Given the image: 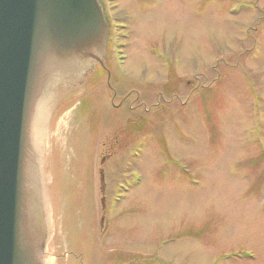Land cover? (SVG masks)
<instances>
[{
	"label": "rangeland",
	"instance_id": "374dc122",
	"mask_svg": "<svg viewBox=\"0 0 264 264\" xmlns=\"http://www.w3.org/2000/svg\"><path fill=\"white\" fill-rule=\"evenodd\" d=\"M99 1L109 72L46 97V260L264 264V0Z\"/></svg>",
	"mask_w": 264,
	"mask_h": 264
},
{
	"label": "water",
	"instance_id": "95a60500",
	"mask_svg": "<svg viewBox=\"0 0 264 264\" xmlns=\"http://www.w3.org/2000/svg\"><path fill=\"white\" fill-rule=\"evenodd\" d=\"M108 34L98 0H0V264H41L45 256L39 166L29 183L24 175L26 114L37 78L47 74L50 84L60 61L79 77L104 64Z\"/></svg>",
	"mask_w": 264,
	"mask_h": 264
},
{
	"label": "bare ground",
	"instance_id": "6f19581e",
	"mask_svg": "<svg viewBox=\"0 0 264 264\" xmlns=\"http://www.w3.org/2000/svg\"><path fill=\"white\" fill-rule=\"evenodd\" d=\"M106 53V51H105ZM61 65H53L51 72H55L53 76L51 77V83L49 84V89L47 88V83L49 81V77L47 74L45 76H40V78H37V81L35 83V92H34V99L32 98V101L30 103L31 109L26 114V125H25V132H24V161H26V169H24V175L28 178V183L30 179L33 177V171H35V168L37 165L38 159L42 158V148L44 146V142L46 139V132L44 129V121L47 114V102L50 100V96L46 98L51 92V90L57 85V83H60L66 79H69L73 76H76L77 78L70 79L71 82L76 81L79 78L80 72L76 69L69 68V65L67 61H60ZM104 64L97 63V67L103 66ZM62 68H66V70L70 69V71L73 73L72 76H67L62 72ZM76 70V71H75ZM106 69L103 71L105 74ZM107 74V72H106ZM42 75V73L40 74ZM40 181L43 183V178H40ZM31 186L33 183L30 184ZM42 215L45 219V222L47 223L48 217L46 212V204L43 205L42 203ZM46 250V249H45ZM45 252V251H44ZM46 255V253H45ZM41 264H52L49 260H46V256H42Z\"/></svg>",
	"mask_w": 264,
	"mask_h": 264
},
{
	"label": "flooded vegetation",
	"instance_id": "af4514ba",
	"mask_svg": "<svg viewBox=\"0 0 264 264\" xmlns=\"http://www.w3.org/2000/svg\"><path fill=\"white\" fill-rule=\"evenodd\" d=\"M104 68V67H103ZM108 71V69H106Z\"/></svg>",
	"mask_w": 264,
	"mask_h": 264
}]
</instances>
